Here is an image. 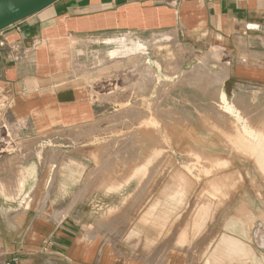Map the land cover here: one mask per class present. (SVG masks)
Returning <instances> with one entry per match:
<instances>
[{"label": "crops", "instance_id": "obj_1", "mask_svg": "<svg viewBox=\"0 0 264 264\" xmlns=\"http://www.w3.org/2000/svg\"><path fill=\"white\" fill-rule=\"evenodd\" d=\"M161 39L221 48L216 60L228 58L229 70L220 90L227 97L234 80L262 92L264 104V0H57L0 30V263L39 264L45 255L46 264H264L262 193H242L215 218L202 214L194 234L178 216L168 243L162 186L157 230L148 209L149 136L138 137L136 154L133 134L76 143L54 132L100 120L135 125L111 116L119 102L135 103L129 82L102 88L128 76L143 55L137 49L150 51ZM150 104L148 93L144 110ZM196 133L193 152L230 157L225 137ZM181 206L178 198V213Z\"/></svg>", "mask_w": 264, "mask_h": 264}, {"label": "rangeland", "instance_id": "obj_2", "mask_svg": "<svg viewBox=\"0 0 264 264\" xmlns=\"http://www.w3.org/2000/svg\"><path fill=\"white\" fill-rule=\"evenodd\" d=\"M150 48V51L137 49L143 55L140 53L136 56L134 69L128 76H119L115 82L102 88L107 91L115 85L121 90L120 87L129 82L135 93V103L119 102L121 109L111 116L116 120H133L135 125L107 127L101 126L100 120L95 126L54 132L61 136L70 134L68 139L76 143L85 135L96 140L100 134H133L136 141L130 149L136 154L140 148L138 137L149 136L150 152L142 163L146 171H150L151 201L148 209L152 228L157 230L158 212L162 209L158 204L157 191L162 186L163 194L160 196L166 197V212L171 219L165 233L169 243L178 234V216L183 221V231L192 225L194 234L202 214H206L205 221L206 218L211 219L212 214L215 218L221 209L225 211L229 208L225 206L227 202L239 199L246 191L262 193L264 197V190L260 185L262 183L264 186V166L254 157L264 155L261 153H264V143L256 142L260 135H264V125H260L264 121V104L260 105L262 92L252 87L240 86L234 80L227 83V97L224 90H220L228 75L229 66L228 58L224 56L216 60L221 54L219 47L195 50L191 45L161 39L153 42ZM210 51L215 54H210ZM178 87H189V93L178 95ZM148 93L150 109L144 110L142 101L147 99ZM183 101L184 105L181 104ZM101 117L110 118V115ZM196 131L202 137H225L230 157H205L202 156L205 152H193L190 144L197 137ZM183 141L184 148H180ZM24 144L30 145L29 142ZM209 145L214 144H206ZM181 149L183 152L178 151ZM50 151L53 156H57V149L53 145ZM179 154L184 156H178ZM240 154L243 156L240 157ZM246 164L249 167L247 173H243ZM178 198L182 199L179 213ZM46 260L45 255H40L37 262L46 264ZM54 264L63 262L55 260Z\"/></svg>", "mask_w": 264, "mask_h": 264}, {"label": "water", "instance_id": "obj_3", "mask_svg": "<svg viewBox=\"0 0 264 264\" xmlns=\"http://www.w3.org/2000/svg\"><path fill=\"white\" fill-rule=\"evenodd\" d=\"M57 0H0V30L42 10Z\"/></svg>", "mask_w": 264, "mask_h": 264}, {"label": "bare ground", "instance_id": "obj_4", "mask_svg": "<svg viewBox=\"0 0 264 264\" xmlns=\"http://www.w3.org/2000/svg\"><path fill=\"white\" fill-rule=\"evenodd\" d=\"M212 53H214V51H213ZM214 54H215V53H214ZM154 80H155V79H154ZM101 101H102V100H101ZM243 140H244V139H243ZM243 144H246V143H243ZM243 144H242V145H243ZM250 144H251V143H250ZM242 145H241V146H242ZM239 147H240V146H239ZM239 147H238V149H239ZM238 149H237V152L239 151ZM234 154H235V153H234ZM238 155H239V154H238ZM238 155H237V156H238ZM260 158H261V156L259 157V160H260V162H261V163L263 164V166H264V159H263V158L260 159Z\"/></svg>", "mask_w": 264, "mask_h": 264}, {"label": "built area", "instance_id": "obj_5", "mask_svg": "<svg viewBox=\"0 0 264 264\" xmlns=\"http://www.w3.org/2000/svg\"><path fill=\"white\" fill-rule=\"evenodd\" d=\"M0 44H1V45H3V44H4V42L0 41Z\"/></svg>", "mask_w": 264, "mask_h": 264}]
</instances>
